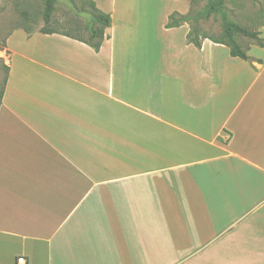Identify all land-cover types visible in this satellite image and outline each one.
<instances>
[{
	"label": "crops",
	"instance_id": "1",
	"mask_svg": "<svg viewBox=\"0 0 264 264\" xmlns=\"http://www.w3.org/2000/svg\"><path fill=\"white\" fill-rule=\"evenodd\" d=\"M113 21L98 53L40 34L59 49L38 60L14 51L17 32L8 40L0 264H175L221 235L230 264H253L238 256L264 252V58H228L244 66L229 86L206 62L208 48L231 57L225 46L171 49L176 58H157L167 70L156 111L142 81L147 56L117 44ZM117 74L133 77L134 98Z\"/></svg>",
	"mask_w": 264,
	"mask_h": 264
},
{
	"label": "rangeland",
	"instance_id": "2",
	"mask_svg": "<svg viewBox=\"0 0 264 264\" xmlns=\"http://www.w3.org/2000/svg\"><path fill=\"white\" fill-rule=\"evenodd\" d=\"M99 10L114 17L115 22L113 30L110 32L117 37V44L123 45L126 51L134 52L135 48L142 51V55H146L144 59L145 73L143 84L150 86L151 101L154 104V109L157 111V104L160 103L161 85L166 82L162 81V77L166 74L160 69L167 70L166 64L157 62V58L170 60L176 58L172 56L171 49L185 46L186 35L190 31L191 24H183L176 30H167L165 26L169 21V16L174 12L180 15H186L193 10L199 12L203 9L208 0H93ZM225 8L229 19L235 24L247 29L259 31L264 40V0H225ZM93 11L90 7L89 0H58L52 13V29H57L63 33H71L81 39L87 40L89 33L86 29L88 23L91 22ZM124 19V20H123ZM95 26V25H94ZM201 28L209 35L219 36L222 31V20L220 17H212L208 21L200 23ZM45 28L43 20V5L41 0H0V94L3 91L4 83L7 78L10 62L13 52L8 47V40L12 35L13 49L15 52L34 57L38 60L48 58H57L56 51L59 49L57 45L47 44L43 38H38L37 35L42 34L41 31ZM26 33L30 40L22 34ZM107 34V32H106ZM108 35V34H107ZM182 39L181 44L176 40ZM175 42V43H174ZM237 42L245 49H248L249 56L254 59L264 58V47L260 48L255 43L244 37H237ZM152 48V51H151ZM151 52V55H150ZM207 61L211 57L214 61L213 66L222 67L221 72H225L230 76L227 77V82H233L234 76L241 74L244 66L238 62L230 61L228 53L222 55L216 50L207 49ZM55 54V56H53ZM152 60L151 62L149 61ZM184 62V57L180 56ZM211 60V59H210ZM143 61V60H142ZM254 61H250V66H256ZM119 68L122 65L120 62ZM129 67L136 66V60H128ZM158 72L157 75H151V69ZM242 71V72H241ZM157 78V79H156ZM132 79V80H131ZM194 81V80H192ZM117 82L120 93L127 98H134L133 77H123L117 74ZM179 115V114H178ZM213 210L215 204H211ZM216 214V210H214ZM220 215V211L218 212ZM225 230V229H224ZM229 231H225V233ZM216 240L223 242L221 250L216 251L211 249ZM212 242V243H211ZM231 243L230 235H221L209 241L206 245V251H197L185 253V255L176 261L175 264H230L232 253L229 244ZM212 246V247H211ZM247 257L249 259H247ZM238 259L245 263V259L253 264H264V252H240Z\"/></svg>",
	"mask_w": 264,
	"mask_h": 264
},
{
	"label": "trees",
	"instance_id": "3",
	"mask_svg": "<svg viewBox=\"0 0 264 264\" xmlns=\"http://www.w3.org/2000/svg\"><path fill=\"white\" fill-rule=\"evenodd\" d=\"M43 5V20L45 22V28L41 31L44 35H62L64 37L79 41L90 46L96 53L101 49L103 42L107 39L106 30L111 27V16L107 13L99 10L93 0H89L90 7L93 11L91 22L88 23L86 29L89 33L87 40L81 39L78 36L71 33H63L57 29H52V13L58 0H41ZM258 2V0H254ZM264 14V12H263ZM212 17H220L222 20V31L219 36H213L206 33L200 26L203 21H208ZM191 24L190 31L186 36V42L188 45H193L197 49H201L204 41L208 40L214 44L225 46L229 49V54L232 58H238L243 61H254L258 64H262L261 59L254 60L248 54V49L243 48L238 42L237 37H244L252 40L257 47H264V40L261 37L259 31L251 30L239 26L232 22L225 8V0H208L206 6L199 12L193 10L189 11L186 15H180L174 12L169 16V21L166 25V29L180 28L183 24ZM95 25V26H94ZM8 74L9 68L6 67ZM7 74V77H8ZM7 78L4 83L3 91L0 94V105L5 90Z\"/></svg>",
	"mask_w": 264,
	"mask_h": 264
},
{
	"label": "built area",
	"instance_id": "4",
	"mask_svg": "<svg viewBox=\"0 0 264 264\" xmlns=\"http://www.w3.org/2000/svg\"><path fill=\"white\" fill-rule=\"evenodd\" d=\"M16 264H27V260L24 257H20Z\"/></svg>",
	"mask_w": 264,
	"mask_h": 264
}]
</instances>
